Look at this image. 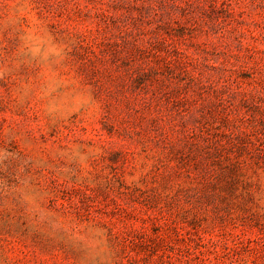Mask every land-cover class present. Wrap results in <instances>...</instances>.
Returning a JSON list of instances; mask_svg holds the SVG:
<instances>
[{"label":"rangeland","instance_id":"obj_1","mask_svg":"<svg viewBox=\"0 0 264 264\" xmlns=\"http://www.w3.org/2000/svg\"><path fill=\"white\" fill-rule=\"evenodd\" d=\"M0 264H264V0H0Z\"/></svg>","mask_w":264,"mask_h":264}]
</instances>
